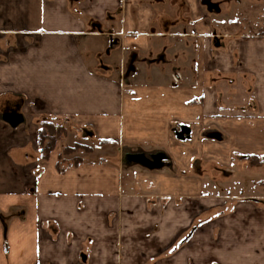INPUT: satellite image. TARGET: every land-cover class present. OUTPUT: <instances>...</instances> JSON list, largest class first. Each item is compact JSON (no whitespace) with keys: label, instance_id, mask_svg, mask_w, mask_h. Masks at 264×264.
Instances as JSON below:
<instances>
[{"label":"crops","instance_id":"obj_1","mask_svg":"<svg viewBox=\"0 0 264 264\" xmlns=\"http://www.w3.org/2000/svg\"><path fill=\"white\" fill-rule=\"evenodd\" d=\"M242 1L0 0V264H264V191L193 173L264 159V31L231 20ZM43 117L95 143L44 159Z\"/></svg>","mask_w":264,"mask_h":264},{"label":"rangeland","instance_id":"obj_2","mask_svg":"<svg viewBox=\"0 0 264 264\" xmlns=\"http://www.w3.org/2000/svg\"><path fill=\"white\" fill-rule=\"evenodd\" d=\"M119 5L122 6L123 1H119ZM229 14L231 15V20L240 21V26H237L241 30L245 32H253L258 33L259 31H264V14L262 12L261 5L257 4L253 0H243L242 4L238 7L237 5H233V10H229ZM225 13V12H224ZM218 20L223 19L226 21L227 18L221 16V18H217ZM229 28H235V25H229ZM177 73V72H176ZM178 75V73L176 74ZM245 101V100H244ZM53 119V118H49ZM61 123L65 124L64 120H60ZM69 128V126H68ZM67 129V128H66ZM68 130V129H67ZM178 130L177 132H179ZM67 134L62 138V142L72 144L74 140H78L83 143L92 144L95 143V140L88 136L87 133L81 132L79 128L76 126H72L70 128V135L66 138ZM89 137V138H88ZM177 140H183L187 138L184 136L183 139L175 137ZM82 143V144H83ZM87 156L85 150H78L75 153L63 155L62 160H67L68 162H72L74 156ZM100 155V154H99ZM97 155V156H99ZM92 157V159L97 158ZM64 163V162H62ZM61 163V164H62ZM63 165V164H62ZM65 165V164H64ZM242 168L237 169L235 165L226 166V167H214L213 165L208 166H200L199 164L193 169V173L195 170V174H201V179L206 182L207 186L204 187L205 192L210 193H226L230 191L231 193H235L236 191H242L245 194H251L252 192L260 194L264 191V159H254L243 162ZM250 167V168H248ZM235 170V173L233 171ZM240 176H239V175ZM248 189V190H246ZM253 190V191H252ZM219 195V194H218ZM231 203V200H229ZM197 204V203H195ZM209 205H206L205 210L202 211L201 215L195 220L194 224H199V221L204 220L209 221L214 216L212 213H207L209 211ZM217 206L212 207V210L215 211ZM208 209V211H206ZM195 211H198L197 209ZM200 225V224H199ZM188 233V232H187Z\"/></svg>","mask_w":264,"mask_h":264},{"label":"trees","instance_id":"obj_3","mask_svg":"<svg viewBox=\"0 0 264 264\" xmlns=\"http://www.w3.org/2000/svg\"><path fill=\"white\" fill-rule=\"evenodd\" d=\"M64 120V119H63ZM65 121V120H64ZM38 127V146L40 155L42 158L46 159L49 156V153L54 148L57 141L61 140L65 134L67 133V129L64 126V123L61 121H55L54 119H49L47 117H43L39 121ZM100 144L105 143V141H99ZM90 147L82 144L80 142H75L73 145H65L63 147L62 153L59 156V161L57 162V170L62 171L65 166L62 164L70 163L72 165H78L82 162V158L80 156H74L72 162H68L67 160H62L63 155H68L77 152L78 150H89ZM64 162V163H62ZM62 163V164H61Z\"/></svg>","mask_w":264,"mask_h":264},{"label":"water","instance_id":"obj_4","mask_svg":"<svg viewBox=\"0 0 264 264\" xmlns=\"http://www.w3.org/2000/svg\"><path fill=\"white\" fill-rule=\"evenodd\" d=\"M17 120H18V116L17 115H13V116L9 117V122H11L14 125L17 123ZM188 133H189V129L187 127H185V126H182L180 131L176 133V137L180 138V139H183L184 136L188 135ZM149 165H152V164H149Z\"/></svg>","mask_w":264,"mask_h":264},{"label":"built area","instance_id":"obj_5","mask_svg":"<svg viewBox=\"0 0 264 264\" xmlns=\"http://www.w3.org/2000/svg\"><path fill=\"white\" fill-rule=\"evenodd\" d=\"M177 77H178V76H174V79L177 80Z\"/></svg>","mask_w":264,"mask_h":264}]
</instances>
